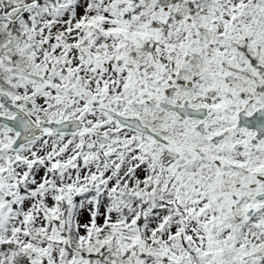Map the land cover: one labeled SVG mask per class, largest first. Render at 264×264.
<instances>
[{"label": "snow or ice", "instance_id": "obj_1", "mask_svg": "<svg viewBox=\"0 0 264 264\" xmlns=\"http://www.w3.org/2000/svg\"><path fill=\"white\" fill-rule=\"evenodd\" d=\"M0 264H264V0H0Z\"/></svg>", "mask_w": 264, "mask_h": 264}]
</instances>
